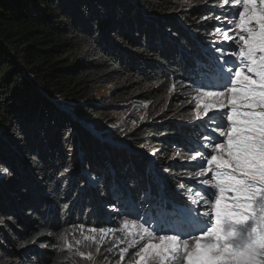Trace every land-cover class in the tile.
I'll return each instance as SVG.
<instances>
[{"label":"trees","instance_id":"16d2710c","mask_svg":"<svg viewBox=\"0 0 264 264\" xmlns=\"http://www.w3.org/2000/svg\"><path fill=\"white\" fill-rule=\"evenodd\" d=\"M179 1L0 0V264H60L63 235L104 227L105 206L164 220L192 212L179 188L193 164L170 158L196 147L199 128L165 111L125 133L126 151L102 142L115 139L100 126L108 107L89 98L109 84L119 102L225 75L232 84L210 42L230 13L218 0ZM151 151L169 174L151 171Z\"/></svg>","mask_w":264,"mask_h":264},{"label":"rangeland","instance_id":"374dc122","mask_svg":"<svg viewBox=\"0 0 264 264\" xmlns=\"http://www.w3.org/2000/svg\"><path fill=\"white\" fill-rule=\"evenodd\" d=\"M218 1L230 14L211 33L210 42L217 57L222 55L229 65L236 62L230 68L236 87L215 92L176 86L158 102H119L109 84L89 97L108 107L99 116L100 126L117 140L102 142L126 151L130 147L125 133L165 111L199 128L200 137L191 136L196 147L184 154L175 151L170 160L193 164L190 186L179 191L193 199L212 222L211 229L183 240L157 227L158 215L151 214L148 224L141 212L116 216V209L105 206L104 227L82 226L63 235L65 258L60 264H264V0ZM193 3L180 0L177 5L191 9ZM76 154L70 159L78 163ZM148 156L151 171L170 173L152 151ZM210 161L217 166L213 171ZM6 172L0 169V175ZM91 177L92 183L99 179L96 172Z\"/></svg>","mask_w":264,"mask_h":264},{"label":"bare ground","instance_id":"6f19581e","mask_svg":"<svg viewBox=\"0 0 264 264\" xmlns=\"http://www.w3.org/2000/svg\"><path fill=\"white\" fill-rule=\"evenodd\" d=\"M173 234H175V232H172L171 234H167V235H173Z\"/></svg>","mask_w":264,"mask_h":264}]
</instances>
